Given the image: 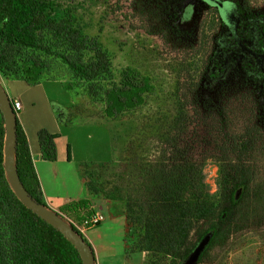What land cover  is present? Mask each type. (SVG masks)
<instances>
[{"label":"rangeland","instance_id":"1","mask_svg":"<svg viewBox=\"0 0 264 264\" xmlns=\"http://www.w3.org/2000/svg\"><path fill=\"white\" fill-rule=\"evenodd\" d=\"M236 1L253 22L264 18V0ZM51 15L99 43L110 64L108 75L93 80L78 75L68 63L74 55L54 31L44 47L16 58L25 68L30 65L25 56L43 61L42 82L59 81L74 101L61 102L60 85H48L61 127L71 132L76 147L87 141L81 143V150H89L84 163H107L93 172L83 168L86 181L99 191L98 211L105 217L92 228L123 216L122 253L140 264H183L210 229L216 234L198 264H264V64L261 68L239 48L225 47L232 39L217 9L202 0H52ZM250 30L244 38L264 54V32L254 24ZM91 48L76 58L90 59ZM125 76L145 91L139 103L111 116L105 90ZM13 81L18 80L0 72L11 99L16 98L9 88ZM36 102L45 113L47 103ZM245 134L256 141L239 160L250 175L246 188L236 191L223 184L221 150ZM231 158L235 163L237 156ZM185 163L183 198L197 217L188 235L168 247L147 222L158 192V198L165 194L162 173L170 170L176 177Z\"/></svg>","mask_w":264,"mask_h":264},{"label":"trees","instance_id":"2","mask_svg":"<svg viewBox=\"0 0 264 264\" xmlns=\"http://www.w3.org/2000/svg\"><path fill=\"white\" fill-rule=\"evenodd\" d=\"M51 6L52 0H0V72L9 79L24 80L32 85L41 83L39 74L43 69V61L37 57L25 56L27 60L24 62H30V65L25 68L19 65L16 58L26 50L44 47L43 43H47L49 39L47 34L49 31H54L65 41L67 50L74 55L75 58L70 59L68 63L78 75L89 80L108 75L110 64L99 43L88 40L79 29H74L72 25L55 20L51 15ZM54 32L50 33L51 36H55ZM88 48L94 52L93 57L86 61L82 55L76 58ZM144 91L145 87L142 84L125 76L121 83L112 84L105 90L107 113L113 116L124 108L133 107L141 101ZM58 119L62 124L64 123L60 116ZM178 121L181 122L183 119L179 117ZM5 135V120L0 110V264H83L75 246L59 230L27 208L16 196L5 171ZM57 137V134L50 133L45 128L38 131L44 159H57ZM255 141L254 135L235 136L229 139L227 146L221 150L224 163V186L236 187V191L246 186L244 181L250 175V171L247 169L242 171L239 160L249 153ZM67 151L68 159H71L70 145ZM231 155L237 156L235 163ZM186 163L181 169L180 166L177 167L180 173L176 177L172 176L170 170H164L162 173L161 187L165 194L158 198L160 194L158 192L154 205L155 212L147 222L161 245L168 247L175 246L188 235L197 217L196 211L190 206L191 201L183 198L186 183L183 182L182 171L185 170L187 173ZM16 167L29 193L38 202L47 205L43 199L30 144L18 117ZM86 185L91 187L90 182ZM235 199L236 196L233 197V201H236ZM57 212L84 237L75 223L81 224L94 214L95 210L91 200L83 198L67 201L59 206ZM98 225L100 224L96 226ZM209 232L213 233L214 238L215 230L210 229L207 233ZM84 239L91 245L85 237Z\"/></svg>","mask_w":264,"mask_h":264},{"label":"crops","instance_id":"3","mask_svg":"<svg viewBox=\"0 0 264 264\" xmlns=\"http://www.w3.org/2000/svg\"><path fill=\"white\" fill-rule=\"evenodd\" d=\"M51 83L60 85L62 91L58 99L61 102L66 105L74 103L72 96L66 90L64 91L59 81H45L37 85H31L24 80H18L11 82L9 85L13 95L22 102V109L17 117L25 130L30 144L34 166L43 192V199L47 205L52 206V204H55L56 206L52 207V209L58 210L59 206L69 200L89 198L92 202V207L97 212L98 208L102 206V203H100L102 199L98 198L99 191L91 182V189L86 185L88 181H86L84 176L83 168H89L93 172L95 168L97 170L103 168L107 163H84L88 158L87 153L89 150H81V143L84 144L87 141L81 142L80 140L76 147L70 135L71 132H67V129L61 127L60 120L54 108L50 105L52 101L49 99L48 85ZM38 99H42L47 103L46 110H44L46 111L45 113L39 107L35 108L36 100ZM43 114L44 118L42 117ZM42 128H47L50 133L58 135L56 138V160H46L42 156V149L38 139V131ZM68 145L71 147V159H68ZM110 150L104 151L108 152ZM112 151L114 152V150ZM125 223L123 216H120L116 217L109 226L87 228L81 231L94 249L96 264H115L116 259L120 260L121 264H140V260L134 261L122 253L124 250Z\"/></svg>","mask_w":264,"mask_h":264},{"label":"water","instance_id":"4","mask_svg":"<svg viewBox=\"0 0 264 264\" xmlns=\"http://www.w3.org/2000/svg\"><path fill=\"white\" fill-rule=\"evenodd\" d=\"M211 6L218 7L222 19L229 24L232 13H236V4L227 0H203ZM244 48V47H243ZM247 52L256 58L263 59L264 56L258 55L244 48ZM0 110L5 120V144H4V165L5 171L12 189L19 200L43 220L47 221L57 230H59L78 250L83 264H96L94 250L84 237L76 231L69 222L64 220L56 210L38 202L27 190L23 184L18 169L16 167V149H17V115L13 108L11 98L0 82ZM213 238V233H206L195 248L191 251L183 264H198L201 255L206 250Z\"/></svg>","mask_w":264,"mask_h":264},{"label":"flooded vegetation","instance_id":"5","mask_svg":"<svg viewBox=\"0 0 264 264\" xmlns=\"http://www.w3.org/2000/svg\"><path fill=\"white\" fill-rule=\"evenodd\" d=\"M227 1H231V2H234V4H236V11H235L236 13H232L231 15H229L231 17L229 24H227L222 19L218 7L211 6L208 3H206L205 1H203V2L206 3L210 7L217 9V11L220 15V18L222 20L223 26H224L225 30L228 32V34L230 35V38L232 39L231 40L232 42L227 40L226 43H227V45H230V46H225V47L230 48L232 50L234 49V47L239 48L238 50L244 51L246 54H249L251 56V59L254 62V64H258L262 68L263 64H264V58L259 60L254 55H252L249 52H247L246 50H244V48L248 49L249 51H251L253 53L261 55V56H264V54H262L263 50H261L259 48L252 47L249 42H252L253 40L247 41L244 38V35L248 34V31H251L250 30V24L251 25L254 24L257 27V30L260 33H263L264 32V18L260 21H254L253 22V20H251L248 16H246V13L243 11V8L239 5V3L236 0H227ZM231 43H234V44L231 45ZM248 47H251L252 49L254 48V50L256 52L254 50L248 48Z\"/></svg>","mask_w":264,"mask_h":264},{"label":"built area","instance_id":"6","mask_svg":"<svg viewBox=\"0 0 264 264\" xmlns=\"http://www.w3.org/2000/svg\"><path fill=\"white\" fill-rule=\"evenodd\" d=\"M11 101L15 112H18L19 110L22 109V102L20 99L13 98L11 99ZM104 219L105 217L102 212L95 211L94 214L88 217L84 222H82L79 225L75 223V225L77 226V228H79L82 231L83 229H87L89 227H95L97 224L102 223Z\"/></svg>","mask_w":264,"mask_h":264}]
</instances>
